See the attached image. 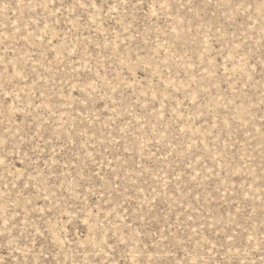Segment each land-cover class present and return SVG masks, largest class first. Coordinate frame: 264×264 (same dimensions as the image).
<instances>
[{
  "label": "rangeland",
  "instance_id": "obj_1",
  "mask_svg": "<svg viewBox=\"0 0 264 264\" xmlns=\"http://www.w3.org/2000/svg\"><path fill=\"white\" fill-rule=\"evenodd\" d=\"M0 161V264H264V0H0Z\"/></svg>",
  "mask_w": 264,
  "mask_h": 264
},
{
  "label": "snow or ice",
  "instance_id": "obj_2",
  "mask_svg": "<svg viewBox=\"0 0 264 264\" xmlns=\"http://www.w3.org/2000/svg\"><path fill=\"white\" fill-rule=\"evenodd\" d=\"M83 6V5H82ZM93 7H95V5H92ZM0 163H2V161H0Z\"/></svg>",
  "mask_w": 264,
  "mask_h": 264
}]
</instances>
